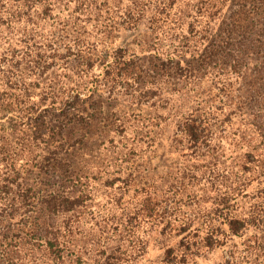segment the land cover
<instances>
[{
  "label": "trees",
  "instance_id": "1",
  "mask_svg": "<svg viewBox=\"0 0 264 264\" xmlns=\"http://www.w3.org/2000/svg\"><path fill=\"white\" fill-rule=\"evenodd\" d=\"M0 264H264V0H0Z\"/></svg>",
  "mask_w": 264,
  "mask_h": 264
},
{
  "label": "rangeland",
  "instance_id": "2",
  "mask_svg": "<svg viewBox=\"0 0 264 264\" xmlns=\"http://www.w3.org/2000/svg\"><path fill=\"white\" fill-rule=\"evenodd\" d=\"M120 42V39L117 38L114 40L113 45L120 44ZM135 113H140L139 116L141 117V121L139 122L140 124L137 126L139 135L142 138V140L139 142V145L143 150L148 151L151 147V141L149 140L151 138V127H154V98L144 103L141 107V110H139V112L136 110Z\"/></svg>",
  "mask_w": 264,
  "mask_h": 264
}]
</instances>
